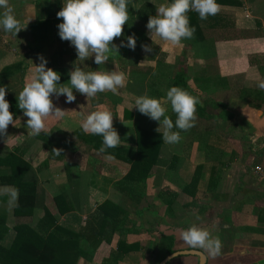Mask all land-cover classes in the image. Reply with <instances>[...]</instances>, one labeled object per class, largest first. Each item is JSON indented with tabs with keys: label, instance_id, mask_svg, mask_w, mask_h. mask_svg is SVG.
<instances>
[{
	"label": "crops",
	"instance_id": "crops-1",
	"mask_svg": "<svg viewBox=\"0 0 264 264\" xmlns=\"http://www.w3.org/2000/svg\"><path fill=\"white\" fill-rule=\"evenodd\" d=\"M148 1L156 7L169 3L168 0ZM133 2L134 10L141 6ZM216 2L219 12L206 20H201L195 12L204 30V49L201 40L195 41L201 36L195 34L173 44L156 35L152 39L146 25L137 22L135 31L131 30L136 47L131 50L126 46L128 53H132L130 57L127 53L97 65L94 55L81 61L75 47L61 40L57 27L61 19L57 12L64 0H9L14 15L25 28L16 35L0 28V87L6 89V95L16 104L41 55L47 61L46 67L60 74L59 83L69 86V73L74 68L85 72L119 71L118 64L129 57V68L125 69L131 70L124 74L125 86L120 93L98 92L87 98L73 89L76 96L73 103H66L64 95L57 98L53 94L55 106L73 109L65 111L62 118L50 117L46 120L47 131L36 136L28 135L27 117L16 106L15 125L10 124L7 129L10 147L5 143L6 137L0 136V158L15 153L33 166L46 190V208L61 227L79 232L98 205L106 200L126 208L130 219L125 246L131 248L118 264H160L170 251V254L188 253L166 264H200L199 252L205 256L204 264H264V176L254 170L255 166L264 168V90L257 86L264 80V0ZM124 29L123 35L113 41L120 49L122 41L127 43ZM143 45L150 46L151 50H145ZM198 46L201 56L192 58L191 50ZM134 67L150 69L147 91L156 93L148 95L161 98V102L166 100L164 93L168 85L160 89L159 86L165 80L171 85V78L182 68L191 80L197 74L201 78L192 83L205 108L203 116L195 113L196 126L199 124L195 136H190V129H175L180 132L179 144L164 142L167 155H176L179 160L173 169H168L169 164L162 166L161 185L156 174H152L140 205L114 187L127 174L130 164L123 158L96 151L85 139L91 134H86L81 127L87 114L104 107L113 115V126L122 124L124 127L121 125L120 130H134L133 119L139 117L134 102L141 96L128 88L129 82L134 86L130 74ZM126 108L133 113L129 121H125ZM171 112L170 108L166 115L170 117ZM141 118L149 127L159 126L158 121L144 114ZM176 144L178 152L172 147ZM134 147V141L121 139L115 148L126 156V151ZM200 166L202 171L196 173ZM10 173L9 168L0 165V176ZM5 186L11 185L0 184V218H4L0 221V244L9 249L17 236L16 226L26 223L36 227L45 209L37 207L30 216L16 215L19 195L10 203L12 198L3 191ZM59 194H64L67 205L71 206L64 213L55 200ZM191 225L206 229L212 237L220 239L219 255L213 257L184 242L182 232ZM121 238V233L116 232L111 241L101 242L92 259L80 258L78 264H104L118 250Z\"/></svg>",
	"mask_w": 264,
	"mask_h": 264
},
{
	"label": "clouds",
	"instance_id": "clouds-1",
	"mask_svg": "<svg viewBox=\"0 0 264 264\" xmlns=\"http://www.w3.org/2000/svg\"><path fill=\"white\" fill-rule=\"evenodd\" d=\"M0 28L15 35L25 26H21L14 15L9 0H0ZM189 11L198 13L201 20L214 16L219 12L216 0H170L169 3L156 7L155 15L149 17L146 28L148 34L159 36L162 40L178 44L184 39L192 38L195 29L190 26ZM61 22L57 25L61 40L69 41L75 47L81 61L94 55V63L104 64L108 60L111 50L118 52L114 39L123 35V27L128 23V0H64L63 6L57 12ZM127 46L134 50L136 38L127 37ZM150 51L148 45H143ZM40 63L35 64L34 74L25 82L23 89L17 96V106L27 117L26 127L28 135H40L46 132V120L62 118L64 110L53 104L51 96L55 94L66 96V103L76 101L73 93L75 89L88 97L98 92L110 91L118 94V89L125 86V76L122 72H85L80 68L70 71L69 85L59 83L60 74L52 68L46 67L47 61L41 55ZM264 90V80L257 85ZM166 100L170 103L175 122L166 115V108L158 98L147 94L138 96L134 106L141 113L159 122L156 131L161 134L165 143H178L180 132L174 129L187 131L194 126L196 119V105L199 102L187 91L177 86L170 87L166 92ZM14 124V114L10 111V104L6 99V89L0 87V136H5L7 147V129ZM82 130L86 134L99 135L103 138L100 151L115 148L120 143V136L113 127V115L104 107L87 114L82 122ZM4 192L11 195L10 203L18 199V189L5 186ZM184 242L193 249H203L213 257L221 252L222 242L218 237H212L206 229L191 225L182 232Z\"/></svg>",
	"mask_w": 264,
	"mask_h": 264
},
{
	"label": "trees",
	"instance_id": "trees-1",
	"mask_svg": "<svg viewBox=\"0 0 264 264\" xmlns=\"http://www.w3.org/2000/svg\"><path fill=\"white\" fill-rule=\"evenodd\" d=\"M168 1L170 2V0ZM155 13L156 6L149 1L142 4L137 10H134L132 0H128L129 19L128 23L124 25L126 35L130 36L134 34L131 30L135 31L137 22L147 25L149 17L155 15ZM188 16L190 26L195 29L193 36L195 34L201 36L199 40L195 38V41L201 40L200 45L204 49V30L200 26V21L195 11H189ZM122 47L121 49L118 48V52L114 49L111 50L108 53V60H115L123 54L126 55L128 49L126 46ZM149 73L150 69L136 68L132 70L130 74L133 77L134 86H129V90H133L138 95H154L155 91H147L146 79ZM200 78L196 74L192 80L195 83ZM192 80L188 77L187 71L182 68L171 78V86L180 87L199 101ZM129 84L131 85V82ZM6 99L10 104V111L13 112L15 118L17 116V104L7 95ZM137 112L139 117L133 119L132 111L127 108L125 110V121L133 119L132 126L134 130L132 132L124 129L120 130L113 126L121 139L134 141V149L127 150L126 156L118 148H108L103 152L100 151L103 138L99 135L91 134L85 137V139L91 143V146L96 151L105 153L111 157L123 158L130 164L127 174L122 179L116 181L114 187L134 204L140 205L143 203V199L148 192L149 178L152 176L153 168L156 165L165 166L169 164L168 169H173L176 167L179 158L173 154L171 156L167 155V147L161 138V134L156 129L145 124L141 118L143 114L138 110ZM196 112L200 116L205 114V108L200 102L196 105ZM170 118L175 122L176 115L173 111L170 114ZM122 126L124 127V125ZM0 165L9 168L11 171L8 175L0 176V184L11 185L13 188L18 189L19 192L18 206L15 211L16 215L30 216L33 215L37 207L45 209V214L36 227H32L26 223L16 226L17 236L11 248H5L0 244L1 264H78L80 258L92 259L94 251L101 242L111 241L116 232H120L122 235L118 250L113 252L111 259L104 262V264L118 263L123 254L130 250L131 247L125 246V233L129 231L127 224L129 223L130 215L121 204H115L109 200L104 201L98 205L96 211L87 220L85 227L79 232H73L61 227L57 219L46 208V190L29 162L18 154L12 153L5 158H0ZM202 169L203 166H200L196 173H200ZM55 200L60 212L64 213L71 208V206L67 205L64 194L57 195ZM73 200L77 203L75 196ZM3 220L4 218H0V221ZM1 239L2 235H0ZM84 242L86 243V247H84Z\"/></svg>",
	"mask_w": 264,
	"mask_h": 264
},
{
	"label": "rangeland",
	"instance_id": "rangeland-1",
	"mask_svg": "<svg viewBox=\"0 0 264 264\" xmlns=\"http://www.w3.org/2000/svg\"><path fill=\"white\" fill-rule=\"evenodd\" d=\"M155 1H160V0H155ZM135 2V3H134ZM134 2H133V4L135 5V6H140V5H142V4H144V3H147L148 2V0H134ZM139 8V7H138ZM136 10H137V8H136ZM184 49H185V47H184ZM132 50V49H131ZM191 52H192V54H191V56H192V58H195V56L198 58V57H200L201 56V53H202V50H201V47L200 46H198V47H196V48H194L193 50H191ZM129 54V57H130V55L132 54V53H128ZM129 57L127 58V60H124V62L120 65V64H118L119 62H120V60H118L117 62H116V64H118V66H120L119 68H118V70L119 69H121V70H119L120 72H122L123 74H125L126 72H128V71H130V70H126L125 68H126V66H127V69L129 68V64H128V59H129ZM142 67H144L145 68V66L143 65ZM132 68V67H131ZM134 68H136V67H134ZM144 68H139V69H144ZM125 70V71H124ZM130 73V72H129ZM191 74V73H190ZM125 76V75H124ZM166 82H165V84L164 85H162V86H159V89L160 88H162V87H164L165 85H166V83H167V85L168 86H166L165 88L168 90L170 87H172L171 85H169L168 84V80H165ZM154 83V82H153ZM128 86H130V84H128ZM129 88V87H128ZM122 88H120V89H118V93H120L119 91L121 90ZM166 93H164V95H165ZM166 96V95H165ZM159 100L161 99V98H158ZM166 99V98H165ZM162 104H163V106L166 108V111L167 110H169L170 108H171V105H170V103L167 101V100H164L163 102H162ZM69 107V106H68ZM70 109H68V108H66V107H64L63 106V110H64V112L65 111H67L68 112V110H72L73 108L72 107H69ZM197 124H198V122H197ZM129 126V125H128ZM198 126H199V124H198ZM198 126H196V121L194 122V126L192 127V128H190V131L192 132L191 134H190V136L191 137H193V135L195 136V134H196V130L198 131V129H196ZM115 127H117V128H121V125L120 124H116L115 125ZM130 127V126H129ZM191 139V138H190ZM190 139H188V141H186V144H187V142H189L190 141ZM184 140V139H183ZM177 144H179V142L177 143ZM172 145V147L175 149V151H177L178 150V145ZM181 144L182 145H184V143H182L181 142ZM181 151L183 152L184 151V148L181 146ZM178 152V151H177ZM264 169V168H263ZM263 175H260V176H264V170H263ZM152 174H156V180H159L160 181V183H159V185H161L162 184V182H163V180H162V177H163V174H164V168L162 167V166H157L156 168H153V170H152ZM161 178V179H160ZM150 180V179H149ZM162 180V181H161ZM170 255V254H169ZM167 258V257H166ZM116 264H118V263H116Z\"/></svg>",
	"mask_w": 264,
	"mask_h": 264
},
{
	"label": "water",
	"instance_id": "water-1",
	"mask_svg": "<svg viewBox=\"0 0 264 264\" xmlns=\"http://www.w3.org/2000/svg\"><path fill=\"white\" fill-rule=\"evenodd\" d=\"M186 253H188V252L187 251H180V252H175L173 254H170L160 264H166L169 260L173 259L174 257H176L178 255L186 254ZM197 255L200 256V259H201L200 264H204L205 263V256H204V254H202L201 252H199V253H197Z\"/></svg>",
	"mask_w": 264,
	"mask_h": 264
},
{
	"label": "built area",
	"instance_id": "built-area-1",
	"mask_svg": "<svg viewBox=\"0 0 264 264\" xmlns=\"http://www.w3.org/2000/svg\"><path fill=\"white\" fill-rule=\"evenodd\" d=\"M255 172L258 174V175H263V167L262 166H255L254 168Z\"/></svg>",
	"mask_w": 264,
	"mask_h": 264
}]
</instances>
